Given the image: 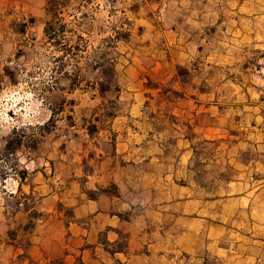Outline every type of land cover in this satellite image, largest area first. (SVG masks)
Instances as JSON below:
<instances>
[{"label": "rangeland", "instance_id": "rangeland-1", "mask_svg": "<svg viewBox=\"0 0 264 264\" xmlns=\"http://www.w3.org/2000/svg\"><path fill=\"white\" fill-rule=\"evenodd\" d=\"M126 53L169 73L145 94L165 146L193 150L198 181L264 203V0H0V237L23 261L34 233H64L48 192L97 193L79 160L120 111Z\"/></svg>", "mask_w": 264, "mask_h": 264}, {"label": "crops", "instance_id": "crops-1", "mask_svg": "<svg viewBox=\"0 0 264 264\" xmlns=\"http://www.w3.org/2000/svg\"><path fill=\"white\" fill-rule=\"evenodd\" d=\"M129 56L116 65L118 115L99 137L88 135L94 153L80 150L78 185L97 193L48 192L64 233H34L24 261L4 234L0 264H264V203L256 191H231L235 182L218 190L198 181L193 150L165 146L171 135L152 124L145 94L148 81L169 73ZM62 202L72 207L67 222Z\"/></svg>", "mask_w": 264, "mask_h": 264}, {"label": "trees", "instance_id": "trees-1", "mask_svg": "<svg viewBox=\"0 0 264 264\" xmlns=\"http://www.w3.org/2000/svg\"><path fill=\"white\" fill-rule=\"evenodd\" d=\"M25 129H33V127L32 126H27ZM22 130H24V129H22ZM24 132V131H23ZM15 133H17V131H15ZM21 138L20 139H17V142H18V144L19 145H22L23 143H24V136L22 137V136H20Z\"/></svg>", "mask_w": 264, "mask_h": 264}]
</instances>
